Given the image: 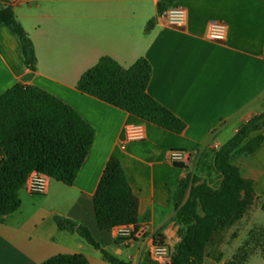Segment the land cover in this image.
<instances>
[{"label":"crops","instance_id":"obj_1","mask_svg":"<svg viewBox=\"0 0 264 264\" xmlns=\"http://www.w3.org/2000/svg\"><path fill=\"white\" fill-rule=\"evenodd\" d=\"M6 1L0 0V10ZM161 1L9 0L35 45L38 66L27 67L19 38L2 26L0 95L17 84L37 86L73 107L95 128L96 139L73 186L51 179L45 195L21 190V208L0 224V264H42L76 254L90 264H110L79 235L60 231L56 216L87 226L107 251L113 246V254L129 264H161L150 255L154 240L171 251L179 241L169 190L190 175L194 154L212 155L264 113V0H178L175 5L188 11L182 29L161 19ZM152 20L156 24L148 31ZM214 22L228 26L223 43L204 37ZM103 58L125 69L147 59L153 68L148 93L186 131L177 135L80 92V79ZM130 124H142L146 140L127 142ZM176 150L192 154L189 163L171 164ZM112 156L140 202L143 234L130 241L115 240V230L101 231L96 222L94 196ZM240 168L264 202V143Z\"/></svg>","mask_w":264,"mask_h":264},{"label":"trees","instance_id":"obj_2","mask_svg":"<svg viewBox=\"0 0 264 264\" xmlns=\"http://www.w3.org/2000/svg\"><path fill=\"white\" fill-rule=\"evenodd\" d=\"M177 1L162 0L158 4L159 14ZM155 24L152 20L147 30H152ZM2 26L8 27L19 38L27 67L36 71L35 45L18 22L9 0L0 10V28ZM152 75V65L145 58L129 69L111 58H103L83 75L78 90L147 123L177 135L183 134L186 124L148 93ZM263 129L264 113L244 124L216 152L214 166L222 177L218 189L188 175L176 190H169L176 219L187 227L180 244L172 251L171 264H203L213 236L241 220L249 211L256 198L254 184L243 177L231 160L256 153L264 143ZM95 139V128L73 107L37 86L17 84L0 95V155L3 156L0 164V224L21 208L20 192L32 172L73 186ZM189 190V198L185 201ZM94 208L101 231L110 232L129 225L138 229L140 202L117 156H112L107 164L94 196ZM55 223L60 231L85 239L101 252L106 262L129 264L107 251L87 226L63 216H56ZM42 264H90V261L83 254L57 255Z\"/></svg>","mask_w":264,"mask_h":264},{"label":"rangeland","instance_id":"obj_3","mask_svg":"<svg viewBox=\"0 0 264 264\" xmlns=\"http://www.w3.org/2000/svg\"><path fill=\"white\" fill-rule=\"evenodd\" d=\"M217 151L205 157L194 154L190 173V175L199 180V183H208L215 189H218L222 182V177L214 166ZM249 156L251 155L236 156L231 162L242 173L240 167L247 161ZM253 184L256 198L249 211L241 220L220 230L213 236L211 243L206 248L203 264H229L232 262L236 264H264V202L257 196L255 183L253 182ZM189 195L190 190L187 192L185 201L189 198ZM178 225L180 226L178 228V244H180L187 227L179 221ZM115 240L119 241L116 237ZM123 250L125 251V249ZM109 252L111 254L115 252L113 246L109 248Z\"/></svg>","mask_w":264,"mask_h":264},{"label":"built area","instance_id":"obj_4","mask_svg":"<svg viewBox=\"0 0 264 264\" xmlns=\"http://www.w3.org/2000/svg\"><path fill=\"white\" fill-rule=\"evenodd\" d=\"M161 19L165 23L173 28L182 29L187 26L188 11L185 7L174 5L167 9L160 15ZM207 40L212 42L223 43L228 38V26L224 23L214 22L210 24L208 30L204 36ZM147 134L142 124H130L126 128V140L127 142H143L146 140ZM191 155L184 151H172L170 153L168 161L171 164H186L189 163ZM3 160V156L0 155V164ZM51 179L37 171L32 172L26 182L25 188L30 194L33 195H45L49 190ZM115 237L119 240L130 241L135 239L138 235H142L143 232L136 229L135 226H120L115 229ZM151 247L150 255L161 264L171 263V249L160 242H156Z\"/></svg>","mask_w":264,"mask_h":264}]
</instances>
